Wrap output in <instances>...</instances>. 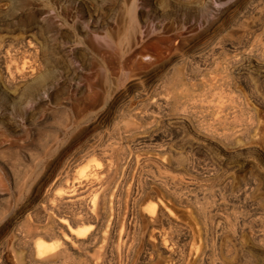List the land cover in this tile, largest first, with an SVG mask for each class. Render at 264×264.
Wrapping results in <instances>:
<instances>
[{
    "label": "rangeland",
    "instance_id": "rangeland-1",
    "mask_svg": "<svg viewBox=\"0 0 264 264\" xmlns=\"http://www.w3.org/2000/svg\"><path fill=\"white\" fill-rule=\"evenodd\" d=\"M260 1L0 0V264H264Z\"/></svg>",
    "mask_w": 264,
    "mask_h": 264
},
{
    "label": "bare ground",
    "instance_id": "bare-ground-1",
    "mask_svg": "<svg viewBox=\"0 0 264 264\" xmlns=\"http://www.w3.org/2000/svg\"><path fill=\"white\" fill-rule=\"evenodd\" d=\"M215 1V0H214ZM264 1V0H263ZM259 2H261L260 0H259ZM222 4V3H221ZM262 4V3H261ZM260 5V4H259ZM262 5H264V4H262ZM261 5V6H262ZM212 6H214L213 4H212ZM259 7V6H258ZM257 7V8H258ZM259 8H261V7H259ZM262 10L264 9V8H261ZM259 11H261L260 9H259ZM222 12V11H221ZM220 12V13H221ZM262 12V11H261ZM223 13V12H222ZM221 13V14H222ZM263 14V13H262ZM262 14L260 13V17H262ZM263 18H264V16H263ZM162 98V97H161ZM108 158V157H107ZM105 173V170L103 169V168H101L100 166L99 167H95L92 171H90V175H89V177H93L94 179H95V188H94V193L95 192H98L99 191V189H97L96 187H97V185H104L103 184V182H101L100 183V181H99V179H98V177H101V175H103ZM87 177H88V175H87ZM88 177V178H89ZM101 179V178H100ZM86 180V179H85ZM84 180V181H85ZM103 180V179H102ZM82 182V181H81ZM93 182H94V180H93ZM88 183H90V182H88ZM92 183V182H91ZM85 184V183H84ZM86 184H87V181H86ZM83 185V184H82ZM86 186V185H85ZM89 186V185H88ZM91 186H92V184H91ZM78 187V186H77ZM93 187V186H92ZM100 187V186H99ZM81 189V188H80ZM91 189V188H90ZM102 189H104V188H102ZM106 189V188H105ZM67 190H69V189H67ZM77 190V189H76ZM86 190V189H85ZM84 190V191H85ZM108 190V189H107ZM82 191V190H81ZM104 190H102V192H103ZM83 192V191H82ZM76 193V192H75ZM75 193L73 192V191H67V194L65 195V196H63L64 198H65V200H64V202H66V203H71V205H72V203H74V201H76V200H78L79 198H77L76 197V195H75ZM92 193V192H91ZM99 193V192H98ZM98 193L94 196V208H96L98 205H100L99 203V197H100V194L98 195ZM106 193V192H105ZM79 194V193H78ZM102 194V193H101ZM103 195V194H102ZM83 196V195H82ZM85 196V195H84ZM99 196V197H98ZM103 196H105V195H103ZM64 198H62V199H64ZM85 198V197H84ZM84 198H82V199H84ZM100 199H101V197H100ZM106 202H107V200L105 199V197H103L102 198V200H101V205L103 204V207H104V205H106ZM76 203V202H75ZM74 203V204H75ZM100 205V206H101ZM106 207V206H105ZM44 210H45V207H44ZM94 210H96V209H94ZM103 210V209H102ZM107 211H108V209H107ZM154 211V210H153ZM107 213V212H106ZM48 214H50V212H48ZM47 214V215H48ZM52 216V215H51ZM44 217V216H43ZM47 217V216H46ZM54 217V216H53ZM47 218H49V217H47ZM51 218V217H50ZM49 218V219H50ZM55 218V217H54ZM57 218V217H56ZM58 220H56L55 222L57 223V224H59V226H61L62 228H64L65 230H66V232H68L69 234H70V236H72V237H74V238H76L79 242H81L82 243V241H83V239L81 238L82 236L81 235H83V234H88L89 235V233L91 234V231L93 232V229L95 228L94 227V223H95V225L97 224L96 222H94L92 219H90V220H83L82 218L81 219H79V218H77V219H75V218H73L72 220H69V219H67V218H65V217H59L58 216V218H57ZM50 221V220H49ZM51 222V221H50ZM53 222V221H52ZM51 222V223H52ZM85 222H87V223H93V224H91L90 226H80L81 224H84ZM49 226V225H48ZM47 228V227H46ZM62 232H60V234H61ZM93 234V233H92ZM91 234V235H92ZM83 237H84V235H83ZM91 237L92 236H89L87 239H89V241H90V239H91ZM64 238L66 239V240H68V237L67 236H65L64 235ZM85 239V238H84ZM87 239H86V241H87ZM94 239V238H93ZM89 241H87L88 243H89ZM84 243V242H83ZM87 243V244H88ZM90 244H91V242H90ZM89 244V245H90ZM35 245V247H36V249H37V251H36V249H35V251L37 252V254H38V256L39 255H41V256H43L44 255V253H46V252H48L49 251V246L48 245H46V244H44V243H42V242H40V243H35L34 244ZM33 245V246H34ZM37 245V246H36ZM84 245V244H83ZM34 251V250H33ZM49 253H50V251H49ZM56 253V252H55ZM51 254V253H50ZM61 254V253H60ZM60 254H57L56 253V255H49L48 253L47 254H45L44 256H43V258H41L42 259V262H43V260L45 259L46 261H48V262H50V261H52V260H54L55 261V259H57V258H59L58 256H60ZM62 254H63V251H62ZM49 256V258H44V257H46V256ZM61 257V256H60ZM44 260V262L45 263H47L46 261ZM43 262V263H44Z\"/></svg>",
    "mask_w": 264,
    "mask_h": 264
}]
</instances>
